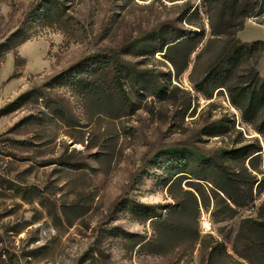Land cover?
Here are the masks:
<instances>
[{"label":"rangeland","instance_id":"1","mask_svg":"<svg viewBox=\"0 0 264 264\" xmlns=\"http://www.w3.org/2000/svg\"><path fill=\"white\" fill-rule=\"evenodd\" d=\"M44 1L61 8L58 24L39 18ZM225 19L211 0H0V43L28 38L0 59V264H264V142L226 90L210 99L196 90L228 39L213 30L237 23ZM180 31L199 36L157 52L158 36ZM235 38L264 42V10ZM256 69L264 74V52ZM143 72L161 97L137 89ZM257 143L254 170L243 157L220 158ZM173 149L214 159L241 189L257 181L263 191L254 185L247 208L216 207L205 182L170 184L167 168L189 169L165 165ZM173 206L181 211L167 225L184 236L161 244L129 211ZM141 239L150 246L131 247Z\"/></svg>","mask_w":264,"mask_h":264},{"label":"trees","instance_id":"2","mask_svg":"<svg viewBox=\"0 0 264 264\" xmlns=\"http://www.w3.org/2000/svg\"><path fill=\"white\" fill-rule=\"evenodd\" d=\"M215 2L220 10V17L225 19L227 24L229 20L237 21L235 26H228L223 31L213 30L214 35H224L228 39L225 42L220 54L216 58L214 64L210 68L207 78L205 79L204 87H196V90L205 98L212 97V90L224 89L228 93L230 104L240 113L241 120L244 124L250 126L264 142V74L260 75L256 66L264 52L263 41H253L244 43L235 38V33L243 28L244 20L252 16L262 14L264 10V0H211ZM44 6L39 8V18L48 20V24H58L63 18V13L58 4H53L50 1H44ZM199 33L180 31L174 37L158 36L161 40L157 52L163 53V56L169 55L176 47L183 42L195 41ZM28 38L25 35L17 36L12 34L5 41L0 43V59L3 55L14 50L16 47L25 42ZM174 65L172 59H169ZM106 70H110L109 65L105 66ZM116 75L117 71H115ZM146 72L138 76L135 86L138 90H152L153 94L161 97L165 89L160 88L148 79ZM72 81H76L72 78ZM97 92L102 93L101 87H95ZM88 90H92L90 87ZM32 92L26 93L20 99H26ZM116 95L124 99L126 94L121 88L116 90ZM176 154L165 161V165L172 164L175 168L189 166L187 171H176V169L167 168V173L171 177L170 184L175 182L180 183L181 179H185L187 175L192 176L189 179H195L199 182H205L209 194L217 207L219 203L223 204L229 212H234V209L247 208L253 203V188L256 185V191L262 192L260 182H251L247 188L241 189L236 176L231 173L224 165L219 164L216 160L205 157L195 151H184L182 149H173ZM262 155V148L257 143L256 145H248L239 149H234L228 152H221L222 159H236L243 157V160L248 161L250 169L254 170L253 162ZM199 172L204 174H214L215 180L209 181L206 177L199 175ZM182 174V175H180ZM185 174V175H184ZM190 183V182H188ZM187 183L188 188H192L195 193L199 191L192 185ZM191 193L190 191H184ZM131 214H136L140 223L149 222L151 230L155 234L156 243L161 244L165 240H170L177 236H184V232L174 225H167L168 217L173 213L181 211L180 206H173L165 215L157 214L152 207H143L140 211L129 208ZM123 236L124 240L132 242L134 235L120 232L119 236ZM150 246L149 241L144 239L134 241L132 248L145 249ZM85 256H93V252L89 251ZM93 259V258H92Z\"/></svg>","mask_w":264,"mask_h":264}]
</instances>
